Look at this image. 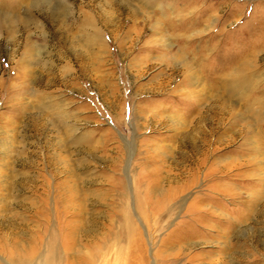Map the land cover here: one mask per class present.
Segmentation results:
<instances>
[{"label":"rangeland","instance_id":"1","mask_svg":"<svg viewBox=\"0 0 264 264\" xmlns=\"http://www.w3.org/2000/svg\"><path fill=\"white\" fill-rule=\"evenodd\" d=\"M0 10V264H264V0Z\"/></svg>","mask_w":264,"mask_h":264},{"label":"bare ground","instance_id":"2","mask_svg":"<svg viewBox=\"0 0 264 264\" xmlns=\"http://www.w3.org/2000/svg\"><path fill=\"white\" fill-rule=\"evenodd\" d=\"M44 2V1H43ZM1 11V10H0ZM3 18H4V16L3 15H1V12H0V27H2L4 24H3ZM6 25V24H5ZM11 25V24H10ZM95 37H96V39L97 40H100L101 39V35H100V33L97 31L96 33H95ZM216 110H218V111H216V112H220V111H225V107H224V105L223 106H221L220 104H217L216 105ZM43 112V111H42Z\"/></svg>","mask_w":264,"mask_h":264}]
</instances>
